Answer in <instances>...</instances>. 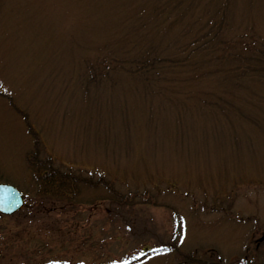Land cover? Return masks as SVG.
<instances>
[{"label":"rangeland","instance_id":"obj_1","mask_svg":"<svg viewBox=\"0 0 264 264\" xmlns=\"http://www.w3.org/2000/svg\"><path fill=\"white\" fill-rule=\"evenodd\" d=\"M0 183V264L264 262V0H0Z\"/></svg>","mask_w":264,"mask_h":264},{"label":"trees","instance_id":"obj_2","mask_svg":"<svg viewBox=\"0 0 264 264\" xmlns=\"http://www.w3.org/2000/svg\"><path fill=\"white\" fill-rule=\"evenodd\" d=\"M35 137H37L36 134ZM37 156L38 153L35 152V155L29 156V160L34 172L36 186L40 194L54 198L60 194L63 195L67 193L66 189L63 188L68 183L71 185L69 187L71 191H75V187L82 184V182L92 184L91 180H84L76 174L61 171L60 168L53 165L52 159L40 160ZM92 185L97 184L93 183ZM68 195L70 194L68 193ZM259 243L260 245L255 248V251L257 252L264 248V242ZM171 248L176 250L175 245H172ZM177 254L181 258L184 257V260L180 261L181 264H219L218 262L199 260L193 254L185 253L182 250H177ZM254 264H264V262H256Z\"/></svg>","mask_w":264,"mask_h":264},{"label":"water","instance_id":"obj_3","mask_svg":"<svg viewBox=\"0 0 264 264\" xmlns=\"http://www.w3.org/2000/svg\"><path fill=\"white\" fill-rule=\"evenodd\" d=\"M25 205V198L17 187L0 183V213L13 214Z\"/></svg>","mask_w":264,"mask_h":264},{"label":"snow or ice","instance_id":"obj_4","mask_svg":"<svg viewBox=\"0 0 264 264\" xmlns=\"http://www.w3.org/2000/svg\"><path fill=\"white\" fill-rule=\"evenodd\" d=\"M152 251H163V252H167V251H169V249H167V248H163V249H159V250H157V249H153ZM144 255V253H140V256H143ZM138 257H133V259H137ZM53 264H58V262H53ZM114 264H115V262H114ZM119 264H129V261H127V260H124V261H120L119 262Z\"/></svg>","mask_w":264,"mask_h":264}]
</instances>
